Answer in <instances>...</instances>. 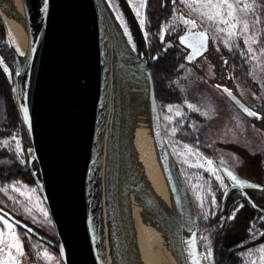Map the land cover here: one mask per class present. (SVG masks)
Wrapping results in <instances>:
<instances>
[{"label":"water","instance_id":"obj_1","mask_svg":"<svg viewBox=\"0 0 264 264\" xmlns=\"http://www.w3.org/2000/svg\"><path fill=\"white\" fill-rule=\"evenodd\" d=\"M23 1L30 32L28 57L23 66L15 60L14 77L1 57L0 70L15 90L17 109L30 144L26 150L27 166L52 219L57 244L2 209L0 215L53 248L62 264H116L106 202L113 54L106 16L99 0ZM196 34L178 38L190 54L199 49L197 54L188 55V62L200 58L207 50V34L204 33L203 48ZM165 35L163 23L161 44ZM181 37H185L184 43ZM137 65L148 82L152 132L179 219L184 262L204 264L198 244L197 218H192L190 224L181 219L174 163L162 135L151 74L146 63L137 60ZM225 89L223 94L237 110L252 118L254 115L245 109L252 111ZM34 164L37 170L33 169ZM218 169L228 183L223 197L237 190L257 213L264 215V210L246 194V190L261 191L263 187L242 179L223 164ZM227 172L253 186L241 187Z\"/></svg>","mask_w":264,"mask_h":264},{"label":"rangeland","instance_id":"obj_2","mask_svg":"<svg viewBox=\"0 0 264 264\" xmlns=\"http://www.w3.org/2000/svg\"><path fill=\"white\" fill-rule=\"evenodd\" d=\"M147 1L124 0L137 25L136 31L124 14L119 0H99L109 28L116 35L121 36L120 38L129 52L140 61V54L143 55V61H148L153 55L157 39L148 31L151 28V20L147 15ZM165 1L170 6L166 25L169 35L178 29L177 14L181 13L178 8L172 7L173 2L196 19L199 22L198 25L211 35L208 56L199 61L196 66L191 67L188 73L180 79L181 81L172 82L176 97L181 98V103L184 102V104L164 103L165 99L160 100L162 99L160 93H158L159 97L155 94V98L160 113L162 135L183 180L182 185L178 183V191L183 197L184 188L186 191L188 189L194 206L199 225L200 252L203 254L206 264H215L214 238L212 236L214 230L221 227L225 221H230L235 216L239 217V214H245L244 210L246 209L238 194L233 193L229 198L231 210L228 214H226L227 212L218 213L217 196L228 187L218 165L223 164L235 171L241 178L263 186L261 191H250L249 194L257 204L264 207V112L261 111L264 104V0H241L236 15L241 20L247 21L249 29L246 33L241 32L232 37H229L226 31L218 30L225 28V25H217L208 21L194 11L193 8L197 7V4L193 3V8H189L187 4L192 3L193 0ZM165 1L163 4L166 3ZM230 2L235 4L236 0H230ZM141 4L145 6L139 7ZM244 4H252L253 7L246 12L241 11ZM137 8L144 19L143 28L140 18L136 14ZM0 21L5 31L2 43L15 52L16 59L23 66L28 54L24 57L17 54L11 45L1 17ZM242 27V24L238 25L237 31L239 32ZM249 37L254 38L255 43L249 40L246 44L245 40ZM139 40L141 44H139ZM249 48L252 49L251 52ZM235 61H238L246 70L247 78L253 85V89L243 87L241 80L236 77L233 64ZM11 68L14 77L15 62L13 61ZM194 71L197 72V75L193 74ZM214 82L220 86H227L229 91L234 93L252 112L259 113L260 118L256 120L254 116L252 118L244 116L221 90L213 86ZM12 94L15 98L13 86ZM13 102L16 103L15 99ZM189 105L193 107H189ZM190 112H195L197 117L203 120V124L191 120L192 122L188 126L193 130L196 139L199 137L206 144V150H208L206 154L198 145L189 142L186 138L187 133L182 130L187 118L190 117ZM28 144L29 139L24 130V134L13 136L4 141L3 147L9 148L15 153L22 163H27L26 150L30 146ZM209 161L211 164L208 163ZM0 195L9 201L11 206H15L20 216L31 226L46 236L55 237L52 219L36 187L31 188L15 182L0 184ZM184 204L186 212L189 213V206L185 201ZM246 215L251 220L255 218L253 212H247ZM0 217L3 218L0 219V264H33L23 253L16 227L3 216L0 215ZM255 219L257 222H264V217ZM5 220L7 224L4 223ZM216 223L218 225H215ZM247 235L250 236L247 241H244L245 237L238 232L231 235L235 239L232 242H237L235 250L240 249L235 256L237 264H264V254L258 251L264 246V230L259 232L251 224ZM259 238L263 240L262 243L247 247L248 243H255ZM17 244L22 249V255L17 251ZM30 249L40 264H62L57 252L39 241L31 240ZM209 252H211L210 258Z\"/></svg>","mask_w":264,"mask_h":264},{"label":"bare ground","instance_id":"obj_3","mask_svg":"<svg viewBox=\"0 0 264 264\" xmlns=\"http://www.w3.org/2000/svg\"><path fill=\"white\" fill-rule=\"evenodd\" d=\"M0 17L12 47L24 57L30 48L24 1L0 0ZM110 33L112 112L106 202L114 258L116 264H185L178 215L153 137L148 82L121 36L111 29ZM174 168L181 219L190 224L196 217L194 206L187 188L180 196L178 183L183 180L175 163Z\"/></svg>","mask_w":264,"mask_h":264},{"label":"trees","instance_id":"obj_4","mask_svg":"<svg viewBox=\"0 0 264 264\" xmlns=\"http://www.w3.org/2000/svg\"><path fill=\"white\" fill-rule=\"evenodd\" d=\"M165 0H148L147 1V15L151 20V28L148 31L155 35L158 33L159 24L162 20L166 19L168 16V8L170 7L168 2L164 3ZM122 10L124 14L129 19L132 27L137 31V25L133 19V16L125 4L124 0H119ZM5 38V31L3 29L2 23L0 21V43L3 42ZM3 44V43H2ZM0 45V57L2 58V62L7 64L11 67L12 61L15 62L16 54L13 50L8 49L4 44ZM139 44L141 41L139 40ZM157 44V41L156 43ZM141 49V48H140ZM156 51L153 49V52ZM179 64H182L180 59L170 58L167 55H162L159 57L158 61L155 63V73L154 79L156 80V93H160L162 95V99L164 103H181L182 99L177 98L176 95L169 96L168 92H172V83L174 77L176 75L175 70L179 67ZM235 68V75L241 80L242 86L248 89H253V85L250 84L246 70H244L243 66L240 65L238 61L233 62ZM160 76V77H159ZM169 83H171L169 85ZM168 95H167V94ZM14 96L12 94V86H10L2 74L0 70V184H9L12 182L15 183H22L28 187L34 188L35 183L31 176V173L28 169L27 163H22L20 159L13 153L9 148L3 147V142L7 139H10L13 136L24 134V129L22 122L20 120V115L17 110V103L13 102ZM261 111L264 112V104L261 107ZM18 133V134H17ZM189 142L192 144L198 145V147L206 154V144L199 139L191 138L188 139ZM29 146V144H28ZM33 169L37 170L36 165H33ZM235 192H230L227 195V199ZM224 196V192L220 194L219 198L221 199ZM226 205V204H225ZM0 209L8 212L10 215L15 217L17 220L21 221L22 223L28 225L32 229H34L38 234L41 236L48 238L55 244H57V239L52 236L44 235L40 230L36 229L35 227L31 226L26 220H24L18 211L15 209V206H11L10 202L7 201L4 197L0 195ZM264 210V207H262ZM218 213L222 214L223 211L220 209V203L218 208ZM228 214V211L227 213ZM217 219V218H216ZM249 217L242 213L239 214V217L235 216L232 220L225 221L223 225L219 228H216L212 234L214 238L213 243V257L215 264H237L236 254L240 251V249L235 250L237 242H232L235 239L231 237L232 234L237 233L241 230V234L246 238L247 232L250 229V225L256 228L257 231L264 230V223L257 224L254 222H250ZM218 222V220H216ZM215 225H218L216 223ZM213 225V227H215ZM18 237L20 238L23 253L26 257L31 261L33 264H40L38 260L35 259L33 252L30 249V241H39L34 236L29 235L28 233L24 232L23 230L16 227ZM40 242V241H39ZM262 239H258L255 243H248L247 247L256 246L262 243ZM51 250L55 251L53 248L49 247ZM56 252V251H55Z\"/></svg>","mask_w":264,"mask_h":264},{"label":"flooded vegetation","instance_id":"obj_5","mask_svg":"<svg viewBox=\"0 0 264 264\" xmlns=\"http://www.w3.org/2000/svg\"><path fill=\"white\" fill-rule=\"evenodd\" d=\"M172 7H176V8H178L179 10H180V12L181 13H179V14H177V18H178V29L172 34V35H169L168 34V32H167V29H166V25H167V21H168V16H167V18L166 19H164V20H162L161 22H160V24H159V29H158V34L156 35V37H157V39H156V41H157V44H154V48L153 49H155L156 51H154V53H153V55L149 58V60L147 61H143V55H139V58L141 59V62H143V63H146V66H147V69H148V71L150 72V74H151V77H152V81H153V85H154V92H155V94L158 96V93H156V80L154 79V73H155V70H154V68H155V63L158 61V59H159V57H161L162 55H167L168 57H169V59L170 58H176V59H180L181 61H182V64L180 65L179 64V67L175 70V73H176V75H175V77H174V81L176 82V81H181L180 79H182L183 78V76L186 74V73H188V70L191 68V67H194V66H196L197 64H198V62L199 61H201L204 57H206V56H208V54H209V51H210V47H211V35H210V33L206 30V29H204V28H202V27H200L199 25H198V21L196 20V19H194L191 15H189L186 11H184V9L182 10V8L180 7V6H178V5H176V3L175 2H173L172 3ZM185 20H195L196 21V26L194 27V28H190V26L188 25V24H186V23H184L183 21H185ZM165 24V29H166V35H165V38H164V41H163V43L161 44L160 43V41H159V36H160V28H161V25L162 24ZM199 34V33H206L207 34V36H208V45H207V50H206V52L203 54V56H201L200 58H197L196 60H193V59H190V62H188V55L190 54V51L188 50V49H186V48H184L183 46H181L180 44H179V42H178V38L180 37V36H182V35H184V34ZM226 60H228L229 61V59H226ZM8 62H6L5 61V64L11 69V73H12V68L7 64ZM226 63V62H225ZM193 74H195V75H197V72L196 71H194L193 72ZM191 78H193V76L191 75ZM172 83V82H171ZM171 83H169V85L171 84ZM213 86L215 87V88H217L218 90H221L222 91V89L223 88H226L227 90H229V88H227V86L225 87V86H220V85H218L217 83H215L214 82V84H213ZM172 88H174V86H172ZM223 93V92H222ZM167 94V93H166ZM168 94H169V96H171V95H174L175 94V92L174 91H172L171 93L170 92H168ZM167 94V95H168ZM234 94V93H233ZM235 95V94H234ZM159 97V96H158ZM242 102V101H241ZM243 103V102H242ZM181 104H184V102H182ZM244 104V103H243ZM254 113V112H253ZM190 117H188L187 118V120H186V122H185V124H184V126L182 127V130L184 131V132H186L187 133V135H186V138H188V139H191V138H196V136L194 135V133H193V130L191 129V127H189L188 125H189V123H191L192 121L191 120H194V121H197V122H199V124H203L202 122H203V120L202 119H200L199 117H197V115L195 114V112H190ZM254 117H255V119L256 120H258L259 118H260V114L259 113H257V112H255V115H254ZM198 139L199 140H202L201 138H199L198 137ZM207 152H208V150H207ZM220 171V170H219ZM235 172V171H234ZM236 173V172H235ZM237 174V173H236ZM238 175V174H237ZM239 176V175H238ZM240 177V176H239ZM243 179V178H242ZM248 181V180H247ZM251 182V181H250ZM253 183V182H252ZM228 184V183H227ZM254 184H256V183H254ZM258 185V184H257ZM260 186V185H259ZM263 187V186H262ZM228 188V187H227ZM226 188V189H227ZM225 189V190H226ZM225 190L223 191V192H225ZM250 191H255V190H246V194H247V196L254 202V204L255 205H257L258 207H260L261 209H262V207L259 205V204H257V202L256 201H254V199L250 196ZM231 192H235L236 194H238V196H239V198H240V200L242 201V204H243V206H245V210L247 211V212H253L254 214H255V218H261V217H264V215H262V214H259V213H257L243 198H242V196H241V194L237 191V190H234V191H231ZM230 193V192H229ZM228 193V194H229ZM227 194V195H228ZM219 196L220 195H218L217 196V199H218V201H219V203H220V209L223 211V213H225V212H229L230 210H231V205H230V199L228 198H224V197H222L221 199L219 198ZM226 204V205H225ZM244 210V212H245V215H246V211ZM263 210V209H262ZM222 213V214H223ZM247 216V218L249 217L248 215H246ZM254 218V220H249L250 222L251 221H255V223H256V220L257 219H255ZM250 219V218H249ZM260 223H264V222H262V221H260V222H257V224H260ZM259 232H261V231H259ZM238 233H240V235H242L241 234V230L240 231H238ZM250 239V236H248V238H246L244 241H247V240H249Z\"/></svg>","mask_w":264,"mask_h":264},{"label":"snow or ice","instance_id":"obj_6","mask_svg":"<svg viewBox=\"0 0 264 264\" xmlns=\"http://www.w3.org/2000/svg\"><path fill=\"white\" fill-rule=\"evenodd\" d=\"M130 2H131V0H130ZM182 2H184V0H182ZM193 3L197 4L198 6L193 8ZM240 3H241V0H236L235 4L230 2V0H216V2H213V0H193V2L188 3L187 6L189 8H193L194 11L198 12L199 15L206 20L211 21L217 25H219V24L225 25L226 26L225 28H219L218 30L219 31H226L227 34L229 35V37H232V36L239 35L241 32L246 33L249 29V25H248L247 21L241 20L236 15L237 7L240 5ZM143 6H145V5L141 4L139 7H143ZM252 7H253L252 4H244L243 8H241L240 10L246 12L247 10L251 9ZM136 14L140 18L141 27L143 28L144 19L140 15L139 8L136 9ZM183 22L188 24L190 26V28H194L196 26L195 20H185ZM240 24H242L243 27L240 28V30L238 32L237 27ZM125 32L127 33V27L126 26H125ZM196 35L198 36V38L200 40V48H203L204 43H205V39H206L205 34L199 33ZM249 40H251L252 43H255V39L252 37H249L248 39H246L245 43L247 44L249 42ZM184 42H185V37H181V43H184ZM249 51L251 52L252 49L249 48ZM198 52H199V49H195L194 52L190 55H195ZM5 71H7V69H5ZM225 91H228V90L225 89ZM229 95H231L230 92H229ZM189 107H193V106L189 105ZM24 111L26 113L27 109H25ZM245 111L248 112L249 115H255V113L250 112L247 109H245ZM185 147H187V146H185ZM208 163L211 164L210 161ZM227 175L236 184L240 185L241 187L253 186V185L246 184V182H244V181L239 180L238 177H236L232 172H227ZM217 179H219V177H217ZM0 219H3V218L0 217ZM4 223L7 224V221L5 220ZM17 251L20 252L21 255L23 254L22 249L19 247L18 244H17ZM258 251H260L262 254H264V246H262ZM45 255H47V254L45 253ZM208 255L210 258L211 252H209ZM194 264H198V261H194Z\"/></svg>","mask_w":264,"mask_h":264}]
</instances>
